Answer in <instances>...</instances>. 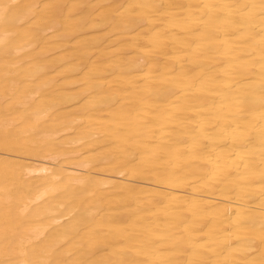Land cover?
Returning a JSON list of instances; mask_svg holds the SVG:
<instances>
[{
    "label": "bare ground",
    "instance_id": "obj_1",
    "mask_svg": "<svg viewBox=\"0 0 264 264\" xmlns=\"http://www.w3.org/2000/svg\"><path fill=\"white\" fill-rule=\"evenodd\" d=\"M0 264H264V0H0Z\"/></svg>",
    "mask_w": 264,
    "mask_h": 264
}]
</instances>
